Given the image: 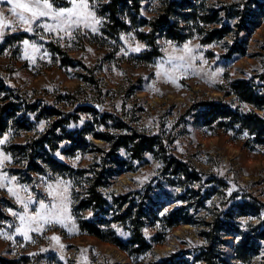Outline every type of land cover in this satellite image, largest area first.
I'll use <instances>...</instances> for the list:
<instances>
[{
	"label": "rangeland",
	"instance_id": "obj_1",
	"mask_svg": "<svg viewBox=\"0 0 264 264\" xmlns=\"http://www.w3.org/2000/svg\"><path fill=\"white\" fill-rule=\"evenodd\" d=\"M61 1L66 3V0ZM163 2L147 0L143 15L149 20L156 18L163 9ZM95 3L98 15L99 2L95 0ZM206 5L209 16L220 11L219 24L207 25V33L223 25L235 27V33L208 45L202 44L197 35L182 44L161 37V56L150 61L145 54L151 49L139 40L135 31L111 38L103 33L107 22L104 18L95 32L80 27L70 35L63 32L57 35L39 23L33 26L32 32L19 26L15 32H6L4 40L0 41V73L8 86L18 90L28 102L40 101L42 106L57 108L63 116L75 112L68 130L87 132L88 149L72 155L59 152L56 157L61 162L74 171L93 164L106 163L112 167L113 144L98 137L105 132L114 137L137 135L140 140L154 142L153 152L146 153L141 162L133 161L126 150L116 151L126 163L123 173L110 180L107 192L130 194V199L135 192V206L144 208L150 197L154 199V204L150 202V205L158 210L159 219L154 221V226L147 225L144 234L149 239L158 235L165 241L154 242L150 250L131 257L119 247L81 231L80 220H89L92 213H81L80 218L74 215V192L76 184V192L85 195L86 177L74 181L69 173L56 174L44 162L41 163L43 173L26 172L27 158L17 155V147L50 132L56 119L46 113L33 131L25 132L12 124L0 138L4 141L0 143V152L12 157L5 161L2 171L16 176L18 183L30 185L37 196L45 192V178L70 181L68 196L72 219L65 220L64 224L46 225L40 232L33 230L28 239L15 231L18 220L6 210L8 207L20 210V205L5 189H0V232L3 233L0 234V264H205L208 258L216 264L224 260L230 264L264 262V241L260 243L259 254L245 263L237 259L236 253L243 234L264 231V226L257 230L263 222L259 217L264 213V146L253 147V139L238 126L228 129L220 121L207 125L205 106L224 102L240 112L251 110V106L232 95V85L242 79L250 81L255 92L264 94V0H206ZM0 10L7 13L9 9L3 6ZM8 18L15 20L14 16ZM242 18L245 26L238 29L236 26ZM25 39L39 46L36 53L26 52V47L30 46L23 44ZM185 44L197 53L191 66L178 69L172 78L163 73L157 76L162 58L166 60L169 54L180 55ZM234 45L244 47L246 53L230 59L227 55ZM137 47L140 51L135 50ZM7 97V94L2 95V98ZM85 104L101 105L105 109L102 113L95 109L76 112L78 105ZM60 133L56 132L55 136ZM63 145L69 147L70 142L65 141ZM169 154L222 181L197 185L193 193L185 195L179 187V179L168 168ZM114 170H118L117 167L112 170L113 174ZM229 188H232L231 194L227 191ZM186 206L184 216L189 223L167 230V221L161 218ZM36 207L38 205H32V211ZM248 217L257 219L249 220L244 226ZM215 221H219V225L228 222L226 228L230 232L211 233L213 227L209 224ZM204 232H209L213 241L211 252L208 250L211 243L202 235ZM54 235L60 237L59 242L51 239ZM61 244L64 247L61 248Z\"/></svg>",
	"mask_w": 264,
	"mask_h": 264
},
{
	"label": "trees",
	"instance_id": "obj_2",
	"mask_svg": "<svg viewBox=\"0 0 264 264\" xmlns=\"http://www.w3.org/2000/svg\"><path fill=\"white\" fill-rule=\"evenodd\" d=\"M96 1L99 2L98 15L107 20L103 33L111 38H118L123 33L135 31L139 40L147 43L152 51L145 54L148 61L161 56L159 44L161 37L182 44L197 35L201 37L202 44L208 45L235 33V27L229 25H223L209 33L206 32L207 25L217 26L220 21L219 10L215 11L212 16L207 15L206 0H164L160 15L150 20L143 15L144 3L147 0ZM57 2L61 5L66 4L61 0H57ZM244 22L242 18V22L236 27L243 29ZM239 33L240 31L236 32L237 37ZM245 53L244 47L239 48L238 45H234L229 50L227 57L231 59L236 55L243 56ZM253 87V84L247 79L238 80L232 85V95L238 97L242 103L251 106L249 111L240 112L233 108L230 103L224 102L207 103L205 106L209 118V121L206 122L207 125L220 121V124L228 129L230 126H238L242 132L247 133L253 139V147H255L264 146V113H262L264 112V94L260 95L255 92ZM4 94H7L8 97L2 98ZM41 104L40 101L28 102L18 90L8 86L6 79L0 73V138L12 124L18 125L25 132H30L34 130L38 122L44 120L46 113L49 115L48 117L56 119L49 133L41 136L38 140H31L17 147L18 154H15L27 158L26 172L43 173L41 163L44 162L56 174L65 176L69 173V178L74 181L76 178L86 177L88 184L85 195L76 192V184L74 192V215L80 218L81 213H92L89 220H80V229L83 233L111 243L131 257L150 250L154 242L163 243L165 240L159 239L158 235L149 239L144 234V228L149 224L154 226V221L159 219L158 210L150 205V202L154 204V199L150 197V202H146V208H144L143 205L135 206V192L132 194L133 199H130V194L112 195L107 192L110 180L123 173L126 163V160L120 158L116 151L126 150L133 161L141 162L146 153L153 152L154 142L152 140H140L137 135L114 137L109 132H105L98 137L113 144L114 152L112 155L114 158L111 165H114L109 167V164L105 163L101 165L102 170H99L101 166L93 164L88 168L74 171L56 156L59 152L64 155H72L76 151L87 150L90 146L87 132L82 130L77 133L68 130L72 125L75 112L63 116L57 108L42 106ZM92 110L90 107L78 105L76 112H91ZM58 131L61 133L59 136H55ZM51 135H54V138ZM65 141L70 142L69 147L63 145ZM166 159L168 168L172 169V175L179 179V187L185 191V195L193 193L192 191L197 185L216 184L222 181L218 177L204 174L195 166L181 161L175 155L169 154ZM114 167H117L118 170H114L113 174ZM184 209H188V207L175 209L167 213L163 219L161 218V221H167L165 226L167 230L189 223L185 219ZM218 223L219 221H215L209 224L213 227L211 233H218L222 230L230 232L226 228L228 222L221 225ZM263 226L264 221L257 227V230ZM126 234L128 235L127 238ZM202 235L207 238L208 244L211 243V246L208 247L209 252H211L213 241L209 237V232H204ZM261 241H264V231L255 235L243 234L236 247L237 259L245 263L254 255L259 254ZM205 264L216 263L208 258L205 260ZM221 264L230 263L228 260H224Z\"/></svg>",
	"mask_w": 264,
	"mask_h": 264
},
{
	"label": "snow or ice",
	"instance_id": "obj_3",
	"mask_svg": "<svg viewBox=\"0 0 264 264\" xmlns=\"http://www.w3.org/2000/svg\"><path fill=\"white\" fill-rule=\"evenodd\" d=\"M3 6H7L9 10L7 13L0 10V41L4 40L7 31L15 32L18 26L32 32L34 31L33 26L39 23L49 32L55 31L57 35L63 32L70 35L80 27L89 28L93 32L98 31L103 21V17L97 15L95 0H66L64 5L59 4L57 0H0V9ZM8 16H14L15 20L9 19ZM23 44L30 46L26 47V52L30 50L34 54L38 51L39 46L31 44L28 39L23 40ZM135 50L140 51V48L137 47ZM175 51L177 50L174 49V53ZM196 55L197 53L185 44L180 55L169 54L166 60L162 58L161 64L157 66L156 75L163 73L172 78L173 73L178 69L191 66V61L196 58ZM166 64L169 67H165ZM3 142L0 140V143ZM11 159L10 154L0 152V189H5L20 205V210L13 207L6 209L18 220L16 232L30 239L29 233L33 230L40 232L46 225L64 224L65 220L72 219L69 208L71 201L68 196L70 181L64 182L60 178L48 181L45 178V192L37 196L32 192L30 185L20 184L16 176H9L2 171L5 161ZM227 191L231 194L232 188ZM25 193L27 195H24ZM32 205H38L35 211H32ZM255 219L257 218L248 217L244 221V226H247L249 220ZM259 220L264 221V213L261 214ZM5 223L9 222L5 221ZM9 226L11 227V224ZM0 234L3 233L0 232ZM51 239L59 242L60 237L54 235ZM236 239L238 240L239 237ZM60 247L64 246L61 244ZM41 251H46V249H41ZM30 255H35V253H30Z\"/></svg>",
	"mask_w": 264,
	"mask_h": 264
},
{
	"label": "water",
	"instance_id": "obj_4",
	"mask_svg": "<svg viewBox=\"0 0 264 264\" xmlns=\"http://www.w3.org/2000/svg\"><path fill=\"white\" fill-rule=\"evenodd\" d=\"M79 106H87L90 107L92 109L97 110L98 113H102L104 111V106L101 105H93V104H85V105H79Z\"/></svg>",
	"mask_w": 264,
	"mask_h": 264
}]
</instances>
